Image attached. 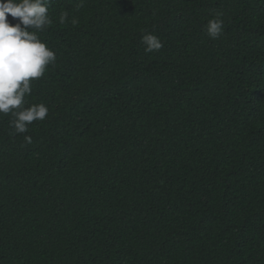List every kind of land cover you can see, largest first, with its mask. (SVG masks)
I'll list each match as a JSON object with an SVG mask.
<instances>
[{"label": "trees", "instance_id": "obj_1", "mask_svg": "<svg viewBox=\"0 0 264 264\" xmlns=\"http://www.w3.org/2000/svg\"><path fill=\"white\" fill-rule=\"evenodd\" d=\"M0 264H264V0H0Z\"/></svg>", "mask_w": 264, "mask_h": 264}]
</instances>
